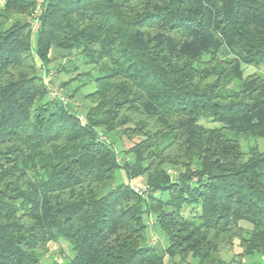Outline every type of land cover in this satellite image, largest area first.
Masks as SVG:
<instances>
[{"label": "trees", "instance_id": "16d2710c", "mask_svg": "<svg viewBox=\"0 0 264 264\" xmlns=\"http://www.w3.org/2000/svg\"><path fill=\"white\" fill-rule=\"evenodd\" d=\"M55 51L91 66L85 114L50 96ZM244 65L264 66V0H4L0 264H229L234 242L264 264V149L241 148L264 140V76ZM60 239L73 258L43 262Z\"/></svg>", "mask_w": 264, "mask_h": 264}, {"label": "rangeland", "instance_id": "374dc122", "mask_svg": "<svg viewBox=\"0 0 264 264\" xmlns=\"http://www.w3.org/2000/svg\"><path fill=\"white\" fill-rule=\"evenodd\" d=\"M4 1L0 0V8L2 7ZM50 64L47 66L45 70L40 71V75L42 76V79L51 86V88L55 89L57 93L62 94L64 97L67 98V104L65 105L67 108L71 110H75L79 114H85L88 104L84 102L82 99V96L85 94H88L94 90V86L92 83L87 84V76H79L80 79H75L77 75L81 73H90L91 66L86 64V60L81 58L75 53L61 51V52H53L51 53L50 57ZM71 61L72 64L77 67V71H73V67L68 65V62ZM39 63V62H38ZM67 67L72 70V72L69 74L66 71H63L64 69H67ZM244 76L252 73H257L261 76H264V66H243ZM93 75V74H92ZM84 86V87H83ZM75 88H79L78 92L73 95V91ZM206 126L210 127L211 124H207L202 122ZM107 142L112 143V145L115 147L116 151L118 152V157L120 160L121 154L119 152L127 150L130 145L128 142H126L123 138L120 137H113L112 135L109 136V138H106ZM257 145L259 149H264V140L263 139H248L247 141H242L241 148L243 152H247V149L250 146ZM131 158V156H130ZM171 173V172H170ZM125 183L127 182L125 175L123 172H118L117 177L115 180V184L119 183ZM130 183V185H136V186H145L146 184L144 181L140 179L133 180ZM137 183V184H136ZM145 222H150L149 219H145ZM153 223L150 222V225H148L144 231V236L146 243L148 245H152L157 251L158 254H163L164 249L166 248V240L159 229L157 225L153 227ZM243 227H247V225L243 224ZM240 253V249L238 248V242H234L232 247L225 248L221 256L225 260V262H228L229 264H263L262 258H260L257 255H254L252 257L248 258H240L238 255ZM73 252L70 249V246L67 241L60 239L58 242H52L48 244V252L44 257H42L43 262H51L56 261L57 263H62L64 261H67L71 258H73ZM174 262H177V259L174 260ZM173 261L169 260L167 257H165V263L166 264H173ZM192 264H197L195 261L191 262Z\"/></svg>", "mask_w": 264, "mask_h": 264}, {"label": "built area", "instance_id": "2783aa9c", "mask_svg": "<svg viewBox=\"0 0 264 264\" xmlns=\"http://www.w3.org/2000/svg\"><path fill=\"white\" fill-rule=\"evenodd\" d=\"M39 8V7H38ZM37 8V9H38ZM38 21L37 20H33L32 22H31V27H32V29H33V31H36L37 30V28H38ZM48 89H49V91H50V96H51V98L52 99H54V100H56V101H58V102H60V103H62V104H64V105H66L67 104V98L66 97H64L62 94H60V93H57L56 92V90L55 89H53V88H51V86L49 85L48 86ZM79 120H80V122H82V123H84L85 122V119H84V117H83V115H79ZM132 189L134 190V192L136 193V194H138V195H141V196H146L147 195V193H148V186L147 185H145V186H136V185H133L132 186Z\"/></svg>", "mask_w": 264, "mask_h": 264}, {"label": "crops", "instance_id": "0c3cea01", "mask_svg": "<svg viewBox=\"0 0 264 264\" xmlns=\"http://www.w3.org/2000/svg\"><path fill=\"white\" fill-rule=\"evenodd\" d=\"M4 1V0H3Z\"/></svg>", "mask_w": 264, "mask_h": 264}]
</instances>
